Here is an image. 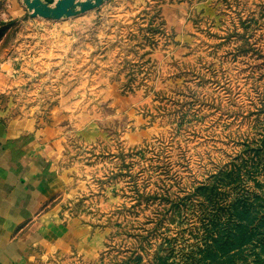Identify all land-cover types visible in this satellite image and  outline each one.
I'll return each mask as SVG.
<instances>
[{
	"label": "rangeland",
	"instance_id": "374dc122",
	"mask_svg": "<svg viewBox=\"0 0 264 264\" xmlns=\"http://www.w3.org/2000/svg\"><path fill=\"white\" fill-rule=\"evenodd\" d=\"M73 9L0 0V111L56 129L102 240L40 264H264V0Z\"/></svg>",
	"mask_w": 264,
	"mask_h": 264
},
{
	"label": "crops",
	"instance_id": "0c3cea01",
	"mask_svg": "<svg viewBox=\"0 0 264 264\" xmlns=\"http://www.w3.org/2000/svg\"><path fill=\"white\" fill-rule=\"evenodd\" d=\"M54 128L7 119L0 111V264H40L54 256L89 260L102 240L68 216L71 178Z\"/></svg>",
	"mask_w": 264,
	"mask_h": 264
},
{
	"label": "water",
	"instance_id": "95a60500",
	"mask_svg": "<svg viewBox=\"0 0 264 264\" xmlns=\"http://www.w3.org/2000/svg\"><path fill=\"white\" fill-rule=\"evenodd\" d=\"M27 8L31 11V16H41L43 18L59 19L63 16H71L76 14L73 8L80 7V12L86 11L98 5L101 0H95L94 3L84 1L76 3V0H57L54 7L47 4L53 3L54 0H23Z\"/></svg>",
	"mask_w": 264,
	"mask_h": 264
}]
</instances>
